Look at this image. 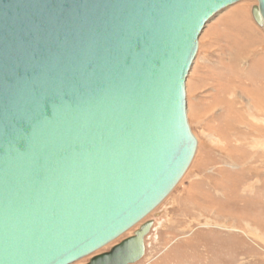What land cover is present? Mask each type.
<instances>
[{
	"label": "water",
	"instance_id": "obj_1",
	"mask_svg": "<svg viewBox=\"0 0 264 264\" xmlns=\"http://www.w3.org/2000/svg\"><path fill=\"white\" fill-rule=\"evenodd\" d=\"M242 1L0 0V264H75L170 195L200 36ZM152 227L88 264H136Z\"/></svg>",
	"mask_w": 264,
	"mask_h": 264
},
{
	"label": "rangeland",
	"instance_id": "obj_2",
	"mask_svg": "<svg viewBox=\"0 0 264 264\" xmlns=\"http://www.w3.org/2000/svg\"><path fill=\"white\" fill-rule=\"evenodd\" d=\"M255 6H230L200 36L186 82L198 141L189 170L140 225L95 255L153 222L136 264H264V111L254 114L264 110V30Z\"/></svg>",
	"mask_w": 264,
	"mask_h": 264
},
{
	"label": "bare ground",
	"instance_id": "obj_3",
	"mask_svg": "<svg viewBox=\"0 0 264 264\" xmlns=\"http://www.w3.org/2000/svg\"><path fill=\"white\" fill-rule=\"evenodd\" d=\"M260 28H261V27H260ZM262 29H263V28H262ZM263 30H264V29H263ZM255 82H256V81H255ZM254 96H255V97H259L260 95H259V93L256 94V93L254 92ZM263 111H264L263 109H258V108L256 109V108H255V111H254L255 113H254V114H255L256 116H258V113H259V115H261V114H263ZM256 113H257V114H256ZM258 117H259V116H258ZM258 117L254 118V119H255L256 121H261V120L257 119ZM263 117H264V115H263ZM194 158H195V157H194ZM189 168H190V167H189ZM188 170H189V169H188ZM176 187H177V186H176ZM172 192H173V191H172ZM172 192H171V193H172ZM171 193H170V194H171ZM167 198H168V197H167ZM167 198H166V199H167ZM149 215H150V214H149ZM149 215H148V216H149ZM148 216H147V217H148ZM147 217H146V218H147ZM146 218H145V219H146ZM140 223H142V221H141ZM140 223L137 224L135 227H137L138 225H140ZM135 227H133V228H135ZM133 228H132V229H133ZM152 228H153V227H152ZM152 228H151V230H152ZM132 229H131V230H132ZM128 232H129V231H128ZM128 232H127V233H128ZM145 239H146V238H145ZM111 244H112V243H111ZM111 244H109V245H111ZM109 245H108V246H109ZM106 247H107V246H106ZM98 252H99V251H98ZM87 258H88V257H87ZM85 259H86V258H85ZM83 260H84V259H83ZM81 261H82V260H81Z\"/></svg>",
	"mask_w": 264,
	"mask_h": 264
}]
</instances>
